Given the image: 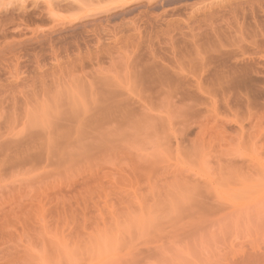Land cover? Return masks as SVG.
<instances>
[{"label": "rangeland", "instance_id": "rangeland-1", "mask_svg": "<svg viewBox=\"0 0 264 264\" xmlns=\"http://www.w3.org/2000/svg\"><path fill=\"white\" fill-rule=\"evenodd\" d=\"M0 264H264V0H0Z\"/></svg>", "mask_w": 264, "mask_h": 264}, {"label": "bare ground", "instance_id": "bare-ground-1", "mask_svg": "<svg viewBox=\"0 0 264 264\" xmlns=\"http://www.w3.org/2000/svg\"><path fill=\"white\" fill-rule=\"evenodd\" d=\"M204 59H205V58H204ZM204 59H203V61H204ZM205 60H207V58H206ZM203 61H201V62H203ZM204 63H205V61L203 62V64H204ZM190 64H191V67H192V63H190ZM195 64H196V63H195ZM200 64H202V63H200ZM195 66H196V65H195ZM207 66H208V65L202 66V68L205 67V68H203L204 70L202 71V70H201L202 68H201V69H199L198 71L200 72V70H201L202 73L206 72L205 70H207ZM197 67H198V66H197ZM192 68H193V67H192ZM192 68H191V69H192ZM194 69H195V68H194ZM195 70H196V69H195ZM191 71L193 72V70H191ZM196 71H197V70H196ZM197 73H198V72H197ZM197 73H195L194 76H195ZM192 74H193V73H192ZM183 76H184V75H183ZM183 76H182V77H183ZM201 78H202V77H201ZM197 81L200 82V81H201L200 78H199ZM197 81H196V82H197ZM198 82H197V83H198ZM192 83H193V82H192ZM192 83H191V84H192ZM200 83L202 84V82H200ZM200 83H198V85H200ZM204 90H205V89H204ZM209 91H210V90H209Z\"/></svg>", "mask_w": 264, "mask_h": 264}]
</instances>
